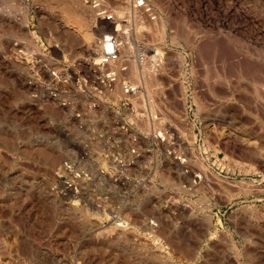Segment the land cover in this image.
<instances>
[{
    "label": "rangeland",
    "instance_id": "1",
    "mask_svg": "<svg viewBox=\"0 0 264 264\" xmlns=\"http://www.w3.org/2000/svg\"><path fill=\"white\" fill-rule=\"evenodd\" d=\"M84 1L0 0V264H264V0H147L113 91Z\"/></svg>",
    "mask_w": 264,
    "mask_h": 264
},
{
    "label": "built area",
    "instance_id": "2",
    "mask_svg": "<svg viewBox=\"0 0 264 264\" xmlns=\"http://www.w3.org/2000/svg\"><path fill=\"white\" fill-rule=\"evenodd\" d=\"M105 1L106 0L97 1L95 2L94 5L100 8L99 13L103 15V18L104 20H106V22L117 21L118 18L116 16V13L110 10L108 8V5L106 6ZM126 5L128 8H126V11L123 13L121 17L122 27H120L118 31L108 29L102 34V41H103L102 53L99 57L98 63L101 67H103V73H102L103 78L99 80L101 84L104 85L105 87H111L112 85L118 83L119 77L115 69L116 67L113 64L117 62L120 58L118 48L122 44V42L130 41L133 43L134 41L133 26L135 25V23L137 21H141V20L144 21L146 19L155 20L157 17L155 10L147 0H128L126 2ZM132 8L134 9V13L131 14V12H129L127 9H132ZM119 31H120V38L118 36ZM123 67H125L124 70L127 71L126 70L127 65H123ZM133 87L135 86L132 85L131 82H128L126 80L122 81V90L125 95L133 94L135 92Z\"/></svg>",
    "mask_w": 264,
    "mask_h": 264
},
{
    "label": "bare ground",
    "instance_id": "3",
    "mask_svg": "<svg viewBox=\"0 0 264 264\" xmlns=\"http://www.w3.org/2000/svg\"><path fill=\"white\" fill-rule=\"evenodd\" d=\"M71 3H72V5H74L75 7H77V8H79V10H81L82 11V13H87L89 16H90V14H93V16H94V13H92V9L94 10V8H91L90 6L88 7V8H86V3H85V1L84 0H69ZM96 1H99V0H96ZM95 0H92V1H88L89 3H91L90 5L91 6H93L92 4L93 3H95L96 2ZM120 2V1H119ZM114 12V11H113ZM94 18V21L96 20V16H94L93 17ZM102 18H103V16H102ZM61 20V19H60ZM103 21H104V25H108V26H110L111 27V29L112 30H116L117 28H118V21L117 22H106V20H104V18H103ZM99 24V23H98ZM94 25V24H93ZM96 25V24H95ZM90 26V25H89ZM95 28L96 27H94V29H92L91 28V30H93V31H95ZM97 29H98V27H97ZM87 30V29H86ZM90 30V29H89ZM102 30V29H101ZM90 32V31H89ZM98 32V31H97ZM97 32L95 33V34H97ZM94 33H92V35H93ZM92 41V40H91ZM102 45H103V41H102V39L101 40H98V42H97V44H96V46H95V50H96V48H97V52L95 51L94 52V54H97V55H101V53H102ZM89 48H92V50H93V47H89ZM88 50V49H87ZM91 50V51H92ZM89 53V52H88ZM90 54V53H89ZM93 55V54H92ZM174 55V54H173ZM158 56H159V53H155V54H153L152 55V57L156 60V61H158ZM100 57V56H99ZM99 59V58H98ZM39 60V59H38ZM99 62V61H98ZM88 63V62H87ZM90 65H92V64H90ZM98 65H99V63H98ZM93 66V65H92ZM158 66V65H157ZM85 67V66H84ZM95 67V66H94ZM99 67H100V70H102V67L99 65ZM40 68V67H39ZM88 68H89V66H88ZM86 69H87V67H86ZM97 68H95V70L94 71H97L96 70ZM116 69V68H115ZM89 70H90V68H89ZM91 71H93V69L91 70ZM116 71H117V75H118V77H119V68H117L116 69ZM90 72V71H89ZM97 72H99V71H97ZM96 75V74H95ZM101 78H103V75H102V72H101ZM136 87L137 86H135V87H133L134 88V91H136L137 89H136ZM108 88V90L110 89V87H107ZM112 90V89H111ZM111 90H109V91H111ZM114 90V89H113ZM112 90V91H113ZM115 92V91H114ZM113 92V93H114ZM134 93H136V92H134ZM254 140V139H253ZM185 178V177H184ZM190 186V185H189Z\"/></svg>",
    "mask_w": 264,
    "mask_h": 264
}]
</instances>
